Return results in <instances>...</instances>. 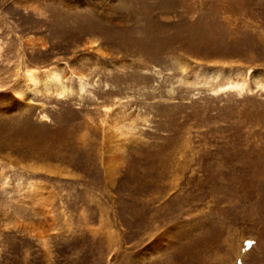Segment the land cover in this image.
<instances>
[{
  "label": "rangeland",
  "instance_id": "374dc122",
  "mask_svg": "<svg viewBox=\"0 0 264 264\" xmlns=\"http://www.w3.org/2000/svg\"><path fill=\"white\" fill-rule=\"evenodd\" d=\"M0 264H264V0H0Z\"/></svg>",
  "mask_w": 264,
  "mask_h": 264
},
{
  "label": "bare ground",
  "instance_id": "6f19581e",
  "mask_svg": "<svg viewBox=\"0 0 264 264\" xmlns=\"http://www.w3.org/2000/svg\"><path fill=\"white\" fill-rule=\"evenodd\" d=\"M62 73V66L61 65H52L43 70L37 69H26L23 72V76L15 86L13 87V93L20 98L21 101H30L31 99L38 96L39 93L44 91L50 93L54 90L57 96H62L64 94L63 85L58 88V84H60V77ZM63 84V83H62ZM229 84H219L215 86L213 90L218 92L223 88L227 89ZM67 90V89H66ZM54 93V92H53ZM125 116L120 117L119 119L110 118L111 123L114 125H132V122L127 121L126 118L128 117L127 114ZM127 116V117H126ZM126 121V122H125Z\"/></svg>",
  "mask_w": 264,
  "mask_h": 264
}]
</instances>
